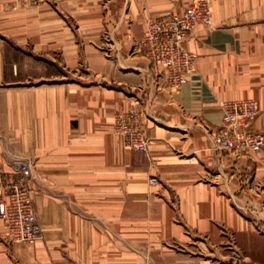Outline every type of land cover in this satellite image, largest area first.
Listing matches in <instances>:
<instances>
[{
	"label": "crops",
	"instance_id": "1",
	"mask_svg": "<svg viewBox=\"0 0 264 264\" xmlns=\"http://www.w3.org/2000/svg\"><path fill=\"white\" fill-rule=\"evenodd\" d=\"M191 1L0 0V169L29 162L42 230L23 244L0 228V264H185L170 247L193 236L264 240V147L237 159L205 131L222 103L253 99L264 135V0H209L212 29L184 44L194 74L175 93L154 91L133 42L148 19ZM132 105L145 154L112 129Z\"/></svg>",
	"mask_w": 264,
	"mask_h": 264
},
{
	"label": "built area",
	"instance_id": "2",
	"mask_svg": "<svg viewBox=\"0 0 264 264\" xmlns=\"http://www.w3.org/2000/svg\"><path fill=\"white\" fill-rule=\"evenodd\" d=\"M26 5L50 3L53 0H22ZM212 29V10L209 0H192L182 11L171 10L148 19L133 50L146 65L154 91L175 93L188 83L194 74L196 55L184 46L197 26ZM221 123L215 130L206 129L211 136L212 150L233 157L250 158L264 147V135L254 128L260 114L253 99L226 101L220 105ZM139 109L132 105L116 113L112 124L123 149L145 154L149 138L141 126ZM9 170L0 169V228L9 243L31 244L42 240V230L32 205L31 178L27 160L12 157ZM149 177L150 184L155 183Z\"/></svg>",
	"mask_w": 264,
	"mask_h": 264
},
{
	"label": "rangeland",
	"instance_id": "3",
	"mask_svg": "<svg viewBox=\"0 0 264 264\" xmlns=\"http://www.w3.org/2000/svg\"><path fill=\"white\" fill-rule=\"evenodd\" d=\"M14 2L23 8H35L44 4L31 6L26 5L22 0H14ZM219 237L226 236L219 234ZM186 241L184 246L170 247L173 251L184 254L185 264H262L264 261V240L257 236L245 239L244 242L248 245L243 244L244 242L241 245L240 238L237 241H228L193 236Z\"/></svg>",
	"mask_w": 264,
	"mask_h": 264
}]
</instances>
